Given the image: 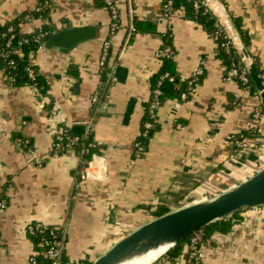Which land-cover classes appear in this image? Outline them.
I'll use <instances>...</instances> for the list:
<instances>
[{
    "label": "crops",
    "instance_id": "0c3cea01",
    "mask_svg": "<svg viewBox=\"0 0 264 264\" xmlns=\"http://www.w3.org/2000/svg\"><path fill=\"white\" fill-rule=\"evenodd\" d=\"M45 1L47 17L22 22L23 33L46 23L54 31L94 25L99 35L66 54L39 50L31 64L44 79V93L11 86L0 70V264H31V225L61 229L67 263L91 264L148 221L228 191L257 172L264 159V0H219L250 37L246 50L258 80L247 74L252 94L226 80L216 42L183 11L162 16L164 0H116L119 28L113 29L106 8L94 7L93 0ZM40 2L0 0V25ZM208 8L246 70L232 33ZM133 18L152 23L155 32L133 33ZM166 33L171 48L162 45ZM104 42L108 58L100 67ZM165 48L176 77L187 79L197 67L203 77L177 108L175 101L161 103L156 129L136 158L144 105L153 91L149 80ZM255 112L258 139L247 150L229 148L228 139L249 129ZM59 130L97 153L84 161L73 148L53 151ZM232 222L226 234L199 235V264H264V206L241 210ZM183 252L188 254L187 244ZM162 257L158 264H191L186 257Z\"/></svg>",
    "mask_w": 264,
    "mask_h": 264
},
{
    "label": "trees",
    "instance_id": "16d2710c",
    "mask_svg": "<svg viewBox=\"0 0 264 264\" xmlns=\"http://www.w3.org/2000/svg\"><path fill=\"white\" fill-rule=\"evenodd\" d=\"M172 11H183L185 17L198 26H200L211 38L216 36L217 53L216 58L220 62L224 71H228L232 65L237 68H242V64L234 50L229 47L228 50L224 49L222 44L226 43L223 31L217 26L213 15L210 12H205L202 7L194 8L189 0H170ZM48 1L41 0L36 9L29 14H22L15 19L0 25V70L4 73L5 79L8 84L13 87H21L25 85H31L39 92L44 93L46 90V84L43 77L39 74L36 66L31 64V59L36 56L39 50L42 48L45 37L54 32L53 28L44 23L41 27L32 33H23L20 29L22 22L28 21L29 19H44L48 15ZM94 7H105L103 0H93ZM234 25L236 26L241 40L245 48L250 46V37L247 32L243 29L242 22L239 18H233ZM132 25L134 27L133 33H154V26L148 21L132 19ZM111 24V22H110ZM116 28H119V21H116ZM161 41L163 47L171 48V38L168 33L161 35ZM230 46V45H229ZM108 58V55H107ZM257 64V63H256ZM258 65V64H257ZM28 70H32V77L28 76ZM70 75V70L67 71ZM167 74L172 80L161 77ZM75 78L77 74H71ZM203 74L198 77L189 76L187 79H180L176 77L175 64L172 60V52L169 56L161 58V65L156 73H154L150 80V88L158 89L159 96L158 100L160 103L164 101H177L180 99L182 93H186L190 86L200 84ZM242 87L248 90L250 94L254 93V89L250 83V79L247 75V84L242 85L239 80L234 79ZM159 82V84H158ZM148 103L144 105L145 115L143 116L142 123L150 122L151 128L145 131L144 137H139L137 142L142 147L143 152L146 149L147 142L151 137L153 131L156 129V120H150L147 114ZM142 128V124H141ZM261 124L260 121L255 122V127L247 129L245 132L235 135L234 138L243 140L251 145L255 143L260 134ZM143 132V128L141 129ZM229 148L237 149L233 142H229ZM81 143L73 146L72 148L76 153L81 155L82 160L89 161L93 154L97 153V150L88 147V144ZM82 150V151H81ZM239 212L233 213L230 216L212 223L195 234L200 235L201 239H206L214 233L226 234L232 228V219L236 220ZM162 213H158L160 215ZM31 225V231L28 230V237L33 246L32 258L36 264H52L51 260L46 256L48 246L44 242H52L59 240L62 248L58 259L59 264H82V263H67L64 256V240L62 236V230L55 226H39ZM192 237V235L190 236ZM189 238V237H188ZM187 238V239H188ZM185 239L178 243L175 247L170 249L162 258L168 261H174L180 257H186L187 255L183 252V246L189 245V241ZM200 241L197 242V246ZM160 259L154 264H158ZM84 264V263H83Z\"/></svg>",
    "mask_w": 264,
    "mask_h": 264
},
{
    "label": "water",
    "instance_id": "95a60500",
    "mask_svg": "<svg viewBox=\"0 0 264 264\" xmlns=\"http://www.w3.org/2000/svg\"><path fill=\"white\" fill-rule=\"evenodd\" d=\"M203 1L222 17L237 44L247 74L252 81L253 78L254 81H258L255 77L257 75L255 65L248 55L238 30L220 1ZM98 35V28L94 25L69 27L48 34L41 49L66 54L76 45L93 40ZM260 206H264V168L228 191L164 213L148 221L118 239L91 264L130 263L164 247L163 254L150 263L154 264L170 249L200 229L233 213Z\"/></svg>",
    "mask_w": 264,
    "mask_h": 264
},
{
    "label": "built area",
    "instance_id": "2783aa9c",
    "mask_svg": "<svg viewBox=\"0 0 264 264\" xmlns=\"http://www.w3.org/2000/svg\"><path fill=\"white\" fill-rule=\"evenodd\" d=\"M194 8H199L202 7L203 10L205 12H209V8L206 4L205 1L203 0H189ZM104 4H105V8L109 13V17H110V27L111 29L116 27V21L118 20V10H117V1L116 0H103ZM171 6V2L170 0H164L162 7H161V14L162 16L166 17L168 15H170L173 11L170 8ZM218 26V25H217ZM219 27V26H218ZM131 31H133L132 28H130ZM213 41L215 42L216 40V36L212 38ZM229 42H226L224 44H222V46L224 47V49L228 50V48L230 47ZM108 48H109V44L107 42L103 43L102 46V52H101V57L99 60V66L102 67L104 66L105 62H106V56H107V52H108ZM159 55L161 56H169L171 55V51L169 49H163L160 52H158ZM202 75V69L200 67H197L193 70L191 76L192 77H198ZM28 76L32 77V70H28ZM163 78H168L169 80H172L171 77H169L167 74H164L161 79ZM225 78L228 81H232L234 79H238L239 82L242 85H246L247 84V72L244 68H237L234 65L231 66V68L226 71L225 73ZM159 84V82H158ZM197 85H193L190 86L187 89L186 93H182L180 95V101H184L187 99L188 96L192 95L195 92ZM159 90L158 89H153V91L151 92L149 101H148V108H147V114L149 116V119L154 120L157 119V111L159 109V107L161 106L160 101L158 100V96H159ZM96 99L93 98L92 102H95ZM174 107L177 108L179 106V102L175 101L173 103ZM52 115H54V113H52ZM259 120V114L257 112H255L253 114V119L248 123V127L249 129L255 127V122ZM151 123L150 122H144L142 124V128H143V132H141L139 134V137H144L145 136V131L148 130L149 128H151ZM177 128H180V126H177ZM229 142H233L234 145L242 150H247L251 147V144L240 140V139H236L234 137H230ZM79 143V139L70 136L66 131L64 130H59L57 131V134H55V140L52 144V150L53 151H60L63 150L64 148H72L73 146L77 145ZM134 149H135V157L138 158L139 156H141L143 154V149L142 147L139 145V143H135L134 145ZM38 163V161H37ZM264 168V159L259 161V166H258V170H261ZM87 175V170L86 167L83 168L82 173H81V177L85 178V176ZM5 208V202L3 201V199L0 198V211L3 210ZM42 226V225H38L37 227ZM28 230L31 231V227H28ZM199 240V235L197 234H192L191 239L189 240V245H188V254L186 256V259L189 263L191 264H199L200 263V259H201V253L199 251V247L197 246V242ZM44 244L46 246H48V250L46 251V256L48 257V259L51 260L52 264H59L58 263V259L60 256V251L62 248L61 242L59 240L57 241H52V242H44ZM30 263L31 264H36L33 261V258H30Z\"/></svg>",
    "mask_w": 264,
    "mask_h": 264
},
{
    "label": "bare ground",
    "instance_id": "6f19581e",
    "mask_svg": "<svg viewBox=\"0 0 264 264\" xmlns=\"http://www.w3.org/2000/svg\"><path fill=\"white\" fill-rule=\"evenodd\" d=\"M164 250H165L164 247L159 248L158 250L152 251L140 259H137L135 261H132L130 263H125V264H150L154 260H156L159 256H161L163 254Z\"/></svg>",
    "mask_w": 264,
    "mask_h": 264
},
{
    "label": "rangeland",
    "instance_id": "374dc122",
    "mask_svg": "<svg viewBox=\"0 0 264 264\" xmlns=\"http://www.w3.org/2000/svg\"><path fill=\"white\" fill-rule=\"evenodd\" d=\"M191 239V237H189L187 240L189 241Z\"/></svg>",
    "mask_w": 264,
    "mask_h": 264
}]
</instances>
